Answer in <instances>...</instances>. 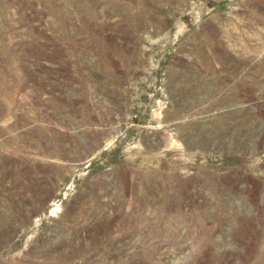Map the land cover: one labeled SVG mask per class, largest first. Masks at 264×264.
<instances>
[{
    "label": "rangeland",
    "instance_id": "rangeland-1",
    "mask_svg": "<svg viewBox=\"0 0 264 264\" xmlns=\"http://www.w3.org/2000/svg\"><path fill=\"white\" fill-rule=\"evenodd\" d=\"M0 264H264V0H0Z\"/></svg>",
    "mask_w": 264,
    "mask_h": 264
}]
</instances>
